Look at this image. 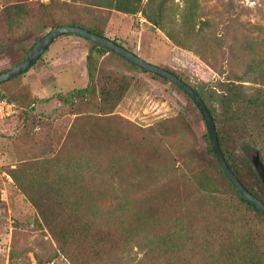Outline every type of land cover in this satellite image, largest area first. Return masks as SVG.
<instances>
[{"label":"trees","instance_id":"trees-1","mask_svg":"<svg viewBox=\"0 0 264 264\" xmlns=\"http://www.w3.org/2000/svg\"><path fill=\"white\" fill-rule=\"evenodd\" d=\"M76 1L49 0L44 9L55 22L51 9L69 7ZM188 1L182 17L188 12L194 15L195 0ZM82 6L99 13L102 10L140 13L147 24L164 28L168 39L178 44L184 42L165 27L167 0H84ZM24 11L21 3L5 7L7 27L17 24ZM57 24L76 25L105 36L98 29L85 26L81 19H60ZM91 43L97 52H106ZM247 66L243 73L231 71L227 78L216 81L214 88L221 94L218 107L207 103L206 88L211 84L199 88L191 86L173 70L165 69L190 85L206 104L227 165L238 180L264 202V177L260 178L249 159V151L253 150L264 168V58L260 62L252 58ZM87 76V86L69 90V95L73 99L93 95L102 116L76 115L57 151L40 160L23 161L10 169L15 183L29 196L38 213V226H45L54 242L46 251V260L34 254L37 264H264V235L251 221L250 213L262 219L264 215L231 185L218 163L233 196L214 185L205 170L175 167L176 156L166 144L167 121L140 127L115 117L112 111L126 86L114 80L94 85L90 53ZM253 76L254 85H246L244 81L248 80L243 79ZM21 91L23 99L27 96L35 99L29 84L24 83ZM0 97L7 98L2 94ZM57 97L61 102L68 100L63 95ZM112 118L142 133L132 153L141 160L139 163L120 164L110 154L113 142L104 125ZM170 133L173 135L171 130ZM122 138L130 145L126 135ZM78 139L80 143L74 151L72 143ZM209 151L212 153L210 144ZM20 166L21 169H17ZM23 174L29 177V183L23 182ZM35 180L38 182L34 188L28 189L27 184ZM171 180L180 186L176 196L167 190ZM41 194L44 197L39 196ZM104 201L107 202L102 206ZM50 202L68 212L51 213L48 211ZM9 260L10 264H16L18 256L14 250Z\"/></svg>","mask_w":264,"mask_h":264},{"label":"rangeland","instance_id":"rangeland-1","mask_svg":"<svg viewBox=\"0 0 264 264\" xmlns=\"http://www.w3.org/2000/svg\"><path fill=\"white\" fill-rule=\"evenodd\" d=\"M187 1L167 0L165 27L184 41L178 44L168 39L164 28L147 24L140 13L125 14L115 10L99 13L96 9L85 10L84 0H77L69 7L52 8L56 20L53 22L44 9L49 0H0V72L20 61L41 35L59 25L58 20L81 19L85 26L100 30L148 63L173 70L191 86L199 88L211 84L206 88L207 103L218 107L221 94L214 88L216 81L224 80L231 71L243 73L252 58L259 62L264 58V0H195L194 15L188 12L182 17ZM14 3H21L25 11L17 24L9 28L4 8ZM89 53L94 85L114 80L126 86L112 111L115 117L140 127L167 121L166 144L176 156L175 167L205 170L214 185L233 196L209 151L203 119L184 93L112 53L97 52L92 43L82 37L64 34L57 37L26 72L0 84V94L17 104L16 113L0 122V264H10L12 250L18 256L16 264H37L34 254L46 260V251L54 243L46 227L38 226V213L29 196L15 183L10 169L23 161L40 160L57 151L76 115L102 116L93 95L75 99L69 95V90L88 84ZM243 80H248L244 81L248 86L254 85V76ZM24 83L29 84L35 99L30 100L28 96L23 99ZM58 94L68 100L59 101ZM106 127L113 142L110 154L114 160L120 164L139 163L141 160L132 153L142 133L114 118L104 125ZM124 135L130 145L123 141ZM79 143V139L72 143L74 151ZM254 155L253 150L249 151V159ZM191 158L194 161H189ZM22 177L24 183L30 182L26 174ZM37 182L27 184V188L33 189ZM179 188L178 182L171 180L167 190L176 196ZM50 203L48 211L51 213L61 210L55 202ZM62 212L66 214L68 210ZM250 217L264 235V219L252 213Z\"/></svg>","mask_w":264,"mask_h":264},{"label":"water","instance_id":"water-1","mask_svg":"<svg viewBox=\"0 0 264 264\" xmlns=\"http://www.w3.org/2000/svg\"><path fill=\"white\" fill-rule=\"evenodd\" d=\"M63 34H74L80 37H83L99 47L103 48L105 51L114 53L124 60L130 62L135 67L151 73L155 76H158L170 84L177 87L179 90L184 92L189 99L193 102L194 106L198 110L199 114L201 115L209 144L211 147V151L213 156L218 163L220 169L222 170L224 176L228 179L231 185L240 193V195L246 199L249 203H251L257 210H259L264 215V202L253 195L234 175V173L230 170L229 166L226 163L224 158L223 152L218 142L217 138V129L214 124L213 118L208 111L206 104L203 100L198 96V94L192 89L190 85L185 83L183 80L178 78L174 73L171 71L148 63L140 56L136 55L135 53L129 51L127 48L115 43L113 40L98 35L92 31H89L83 27L76 26V25H59L56 26L43 35L36 42L30 47L28 52L26 53L25 57L17 62L16 64L2 70L0 72V83L9 81L24 73L27 69L32 67L36 61L41 57V55L47 50L49 45L59 36ZM251 162L254 168L259 173L260 178L264 177V168L263 164L259 160L258 153L251 158Z\"/></svg>","mask_w":264,"mask_h":264},{"label":"built area","instance_id":"built-area-1","mask_svg":"<svg viewBox=\"0 0 264 264\" xmlns=\"http://www.w3.org/2000/svg\"><path fill=\"white\" fill-rule=\"evenodd\" d=\"M16 111L17 106L13 101L0 97V121L14 115Z\"/></svg>","mask_w":264,"mask_h":264},{"label":"crops","instance_id":"crops-1","mask_svg":"<svg viewBox=\"0 0 264 264\" xmlns=\"http://www.w3.org/2000/svg\"><path fill=\"white\" fill-rule=\"evenodd\" d=\"M50 80V79H49ZM51 81V80H50Z\"/></svg>","mask_w":264,"mask_h":264}]
</instances>
